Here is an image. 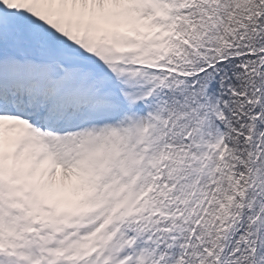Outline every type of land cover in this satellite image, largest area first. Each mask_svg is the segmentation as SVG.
Listing matches in <instances>:
<instances>
[{"label": "snow or ice", "instance_id": "6c2138e0", "mask_svg": "<svg viewBox=\"0 0 264 264\" xmlns=\"http://www.w3.org/2000/svg\"><path fill=\"white\" fill-rule=\"evenodd\" d=\"M177 3L0 0V264H136L133 232L79 210L84 143L173 88L226 100L264 70V50L193 40Z\"/></svg>", "mask_w": 264, "mask_h": 264}, {"label": "clouds", "instance_id": "9594fccd", "mask_svg": "<svg viewBox=\"0 0 264 264\" xmlns=\"http://www.w3.org/2000/svg\"><path fill=\"white\" fill-rule=\"evenodd\" d=\"M176 8L197 42L264 50V0ZM234 87L226 100L173 88L137 123L84 143L79 210H100L118 238L133 232L136 264H264V70Z\"/></svg>", "mask_w": 264, "mask_h": 264}]
</instances>
